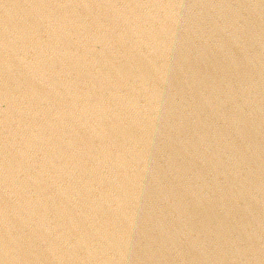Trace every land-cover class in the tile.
<instances>
[{
  "label": "water",
  "instance_id": "obj_1",
  "mask_svg": "<svg viewBox=\"0 0 264 264\" xmlns=\"http://www.w3.org/2000/svg\"><path fill=\"white\" fill-rule=\"evenodd\" d=\"M0 264H264V0H0Z\"/></svg>",
  "mask_w": 264,
  "mask_h": 264
}]
</instances>
